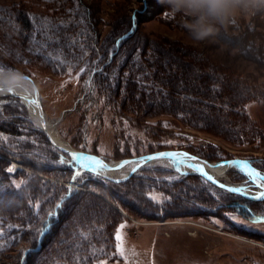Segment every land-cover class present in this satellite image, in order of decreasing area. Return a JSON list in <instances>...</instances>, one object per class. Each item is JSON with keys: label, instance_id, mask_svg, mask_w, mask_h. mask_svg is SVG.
Returning <instances> with one entry per match:
<instances>
[{"label": "rangeland", "instance_id": "1", "mask_svg": "<svg viewBox=\"0 0 264 264\" xmlns=\"http://www.w3.org/2000/svg\"><path fill=\"white\" fill-rule=\"evenodd\" d=\"M164 13L157 0H0V72L33 81L66 147L109 163L185 150L207 162L245 160L264 175V15L228 25L216 42L195 43L179 16ZM130 17L133 33L109 64L117 48L110 39ZM159 58L165 67L157 79L176 73L180 86L170 90L172 102L150 103L151 87L169 90L152 77ZM130 78L142 97H126ZM0 168V264H264V200L227 192L166 159L125 178L127 170L111 177L84 170L73 180L77 165L11 95L0 97ZM220 180L258 190L238 167ZM61 193L69 200L60 222L25 263L20 251L32 246Z\"/></svg>", "mask_w": 264, "mask_h": 264}, {"label": "clouds", "instance_id": "2", "mask_svg": "<svg viewBox=\"0 0 264 264\" xmlns=\"http://www.w3.org/2000/svg\"><path fill=\"white\" fill-rule=\"evenodd\" d=\"M168 17H180L195 43L216 42L228 25L244 17L264 15V0H157ZM32 84L18 70L0 72V93L29 92Z\"/></svg>", "mask_w": 264, "mask_h": 264}, {"label": "bare ground", "instance_id": "3", "mask_svg": "<svg viewBox=\"0 0 264 264\" xmlns=\"http://www.w3.org/2000/svg\"><path fill=\"white\" fill-rule=\"evenodd\" d=\"M24 76L26 77V79L31 84L33 83V81L31 79H28V77L26 75H24ZM90 78H91V76H90ZM32 86H33V89L31 91H29V92H6V93H0V97L11 95V96H15V97L19 98V100L22 102L23 106L26 107L31 119L35 122V124L40 129H41V127H43L45 133H47L48 138H49V140L51 142L49 140L48 141L53 146H55L57 148H64V149L71 150V151L72 150L73 151H77V155H76L77 157H80V156L89 157L87 152L66 147L64 142L57 135H55L54 129H55V126L58 124V122H57L58 118L54 119L53 121H49V120L46 119V117H45V115H44V113L42 111L43 107H42V103L40 102L38 91H37V89H36L34 84H32ZM33 101H35V103H33ZM89 154H91V153H89ZM176 154H182V153L181 152H179V153L177 152ZM93 155H95V154H93ZM129 158L130 157H128L126 159H129ZM188 158H195V159H188L186 161V163H190L192 165H197V166L202 167L204 175H206L208 177H211L212 180L217 181V183H220V184L225 185L226 187H230L232 189H241V188L246 189L241 194L247 195L249 197H255V196L259 195L262 191H264V184H263L264 182L262 183V181H264V175H260L261 179L256 180L255 183L249 181L252 186H254V187H256L258 189V190H252L251 187H249L247 185L235 184V183H232L229 180H227V173H228V171L230 170V168L232 166H222V165H227L228 161L206 162L205 160H202V159H200L198 157H195L193 155L189 156ZM100 159H101L100 162H102L103 167L98 169V171H100L101 173H104V175H106L108 177H111V175L113 173H116L118 171L120 172V171H123V170H127L126 172H124L125 174L123 173V175L120 176V178H125L131 173L130 169L132 171V169L137 165V163H141V161L140 162H138V161H129L127 164H125L121 168L115 169L114 167H115L116 163L119 160L114 161L113 163H109V162H106L105 160H103L102 158H100ZM130 159H132V158H130ZM157 160H162V159H157ZM157 160H153V161H150V162H147V163H144V164H139V167L140 166H145V165L150 164V163H152L154 161H157ZM166 160L173 161L175 163V165L178 166V168H180L181 171H184V172H195L198 175H201L202 177H204L199 171H196L193 168L185 167L184 163H180L179 162V161L184 160L183 155L176 156V157H174L172 159H166ZM244 162H246V161H244ZM80 163H81V161L77 160L75 165L78 166ZM83 163L87 164L88 161L85 160V161H83ZM107 166H112V169L111 170L108 169ZM234 167H238V165L234 166ZM251 167L253 169H255L252 165H251ZM54 169H56V168H54ZM221 178H225L229 183L226 182V181L220 180ZM208 182H210V181H208ZM216 187H218V186H216ZM218 188H220V187H218ZM220 189H223V188H220ZM223 190H225L227 192H230L227 189H223ZM230 193H233V192H230ZM238 195H240V194H238ZM242 197H244V196H242ZM252 200H257V199H252Z\"/></svg>", "mask_w": 264, "mask_h": 264}, {"label": "trees", "instance_id": "4", "mask_svg": "<svg viewBox=\"0 0 264 264\" xmlns=\"http://www.w3.org/2000/svg\"><path fill=\"white\" fill-rule=\"evenodd\" d=\"M22 16V20H26V16L25 15H21ZM132 26H133V22H132V17H130L129 18V20H128V25H127V27L123 30V31H121L120 33H118L117 35H115L114 37H112L111 39H110V42L112 43L111 45H114V43L116 42L117 44H118V46H117V48H113L112 49V54H111V56L109 57L110 58V61H109V64L112 62V60H113V58H114V56L115 55H117L118 54V52H119V49L121 48V46L123 45V43L127 40V39H129L130 38V36L132 35L131 33H133V32H131V33H128V30L130 31L131 29H132ZM125 33V34H124ZM243 36L240 38V44H244L245 45V39H246V37H247V34L246 33H243L242 34ZM124 36H126L125 38H124ZM255 38L254 39H256V40H258L260 37H258V35L256 34L255 36H254ZM246 46V45H245ZM159 48V50H161L160 49V47H158ZM159 52H162V50L161 51H159ZM132 53V52H131ZM172 59L174 60V61H176V63L179 65V67H180V69H188L189 68V66H190V63L188 62V61H183L180 57H178V56H174V55H172ZM157 61V63H156V66H157V68H158V70L157 71H155L153 74H152V77H156V80L155 81H161V80H163L164 81V84L168 87L169 86V90H165V91H163L162 89H157V90H155V91H153L152 90V87H151V98H150V103L154 100V98L156 97V96H158L159 97V99L160 100H165V101H169L170 100V102H172V100H171V91L170 90H174V91H177V90H175V89H177V88H179V81H178V78H176V73H168L165 77H164V79H162V77H161V79L159 80V79H157V73H159V70H163V66L165 67V65H163L164 64V62L159 58V59H157L156 60ZM147 62V61H146ZM135 64H136V66H138V64H140V61H138V60H134L133 61V63H132V65H134L135 66ZM198 76V79L200 80L201 79V83H203V84H205V82H206V79L208 78L207 77V75H205V74H201V75H197ZM131 78H130V80H127V83H128V85H127V87H126V97L128 98V97H131V96H135V95H137V99L139 98V96L140 97H142L143 95H142V93H145V92H141V91H143L142 90V88H139L138 86V88L140 89L139 91L137 90V87L134 85V83L131 81ZM145 88V87H144ZM207 91H209L210 92V90H207ZM206 91V92H207ZM212 92V91H211ZM242 94L240 95L239 94V92H237V94H236V96L237 97H241L242 98V95H243V91H240ZM167 93V94H166ZM212 93H214L215 94V92H212ZM204 94H205V92H204ZM245 95H246V93H245ZM183 97H185V96H183ZM226 99H228V97L226 98ZM152 100V101H151ZM186 101L188 100V98H186L185 99ZM176 102H178V101H175V103ZM189 102V101H188ZM228 102L230 103V97H229V99H228ZM232 102V104H234L233 102L234 101H231ZM181 103H182V101H181ZM226 104L227 103H225V106H226ZM230 107H232V106H230ZM58 155L59 154V152H56L55 153V155ZM69 159H70V157H69ZM66 171L68 172V175H71V173H72V169L70 168V170L68 169V168H66ZM0 175H2V170H1V168H0ZM210 183V182H209ZM37 183H33V185H32V188H33V190L32 191H34L36 188H37ZM35 192V191H34ZM65 192V191H64ZM67 200H69V197H67L66 196V194L65 193H61V195L55 200V201H53V204L51 205V208L48 210V211H46L45 212V214H44V216L40 219V221H39V223H38V227H37V231H36V233H35V235H34V240H33V243H32V246L30 247V248H28V249H26L25 251H20V255H19V258H20V256L22 255V253H23V255H24V257H25V263H26V260H27V258L29 257V256H32V255H35V254H37L39 251H40V249H41V247H43V245H44V242H47V240H48V238H49V236L51 235V233L54 231V229L56 228V226L58 225V223L60 222V220H61V217H62V211L64 210V207H66L65 206V202L67 201ZM60 201V202H59ZM59 202V203H58ZM57 203L60 205V203H61V206L59 207V208H57ZM54 213L55 215H56V217H55V219L52 217L50 220H51V222H50V225H49V230L45 233V234H42L41 235V233H40V230L42 229V228H44V225H45V219L47 218V216L50 214V213ZM15 212H12V214H14ZM51 213V214H52ZM15 215H16V213H15ZM18 261H19V259H18Z\"/></svg>", "mask_w": 264, "mask_h": 264}, {"label": "snow or ice", "instance_id": "5", "mask_svg": "<svg viewBox=\"0 0 264 264\" xmlns=\"http://www.w3.org/2000/svg\"><path fill=\"white\" fill-rule=\"evenodd\" d=\"M166 18H168V16L165 14ZM83 71V70H82ZM69 74H71V69H69ZM77 79H79V74H77ZM33 103H35V101H33ZM183 155L184 160L179 161L180 163H184L185 167H189V168H193L196 171H199L202 175H204L203 173V169L200 166L197 165H192L190 163H186V161L188 159H195V158H188L187 154H161L162 157H176V156H180ZM160 157H149V159H157ZM71 160L73 162V164L76 163L77 160L81 161V163L77 166L76 170L73 173V180L76 179V177L80 176L82 174V171L84 170H90V171H95L98 170L100 168L103 167L102 162H100L99 160H96L93 157H84V156H80L77 157L76 154H71ZM88 161L87 164L83 163V161ZM61 163H64V161H61ZM239 167V171L244 174L250 182L255 183L256 180L261 179L260 174L254 170L251 165L250 162H237V161H233V162H229V164L227 165H222V166H237ZM123 166V165H121ZM135 170V169H134ZM177 171H179V169H176ZM9 171H11V169H9ZM187 173H184V175H186ZM208 180H212L211 177H206ZM220 187H224L223 185H220ZM230 192H235V193H243L246 189L241 188V189H232L229 188L227 189ZM152 199H155L158 201V199L156 197H152ZM252 199H260V200H264V191H262L259 195L252 197ZM60 205H57V208H59ZM51 215V213H50ZM124 227V225H121V229ZM116 241H117V245H116V253L118 256H123V239L120 233V229L117 230L116 233ZM76 264H79V261L76 262ZM102 264H106V262H102Z\"/></svg>", "mask_w": 264, "mask_h": 264}, {"label": "water", "instance_id": "6", "mask_svg": "<svg viewBox=\"0 0 264 264\" xmlns=\"http://www.w3.org/2000/svg\"><path fill=\"white\" fill-rule=\"evenodd\" d=\"M41 131L44 133V135L46 136V138L49 140V138H48V135H47V133H45V131H44V129H43V127H41ZM50 141V140H49ZM51 142V141H50ZM60 151H62L63 153H65V154H67L69 157H71V154H76L77 155V151H71V150H67V149H64V148H58ZM79 152V151H78ZM179 153V152H181L182 154H187V156L189 157V156H192V154H190V153H188V152H186L185 150H166V151H158V152H154V153H149V154H144V155H140V156H137V157H134V158H132V159H126V158H124V159H121V160H119L117 163H116V165H115V169H118V168H121L122 166L121 165H125V164H127L129 161H138V162H140L141 161V163H137V165L132 169V171H134V169H136V168H138L139 167V164H144V163H147V162H150V161H153V160H157V159H172V158H174V157H162L161 156V154H176V153ZM88 156L89 157H93V158H95L96 160H99V161H101V159L99 158V156H96V155H93V154H89L88 153ZM194 156V155H193ZM149 157H160V158H157V159H149ZM206 161V160H205ZM228 161V163L227 164H229V162H233V161H237V162H241V161H244V160H241V159H231V160H227ZM207 162V161H206ZM107 168L108 169H112V166H107ZM255 170V169H254ZM204 176V178L205 179H207L206 177H208V176H206V175H203ZM208 180V179H207ZM208 181H210V180H208ZM212 184H214L215 186H218V187H220V185H222V184H220V183H217V181H214V180H211L210 181ZM224 187H220V188H223V189H229L230 187H226L225 185H223ZM233 193H235V192H233ZM236 194H240V195H242V196H244L245 198H247V199H251L252 200V197H249V196H247V195H244V194H241V193H236Z\"/></svg>", "mask_w": 264, "mask_h": 264}]
</instances>
